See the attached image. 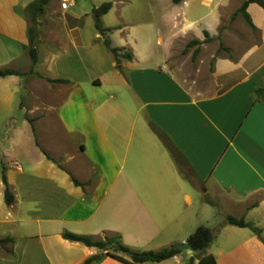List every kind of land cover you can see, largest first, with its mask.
<instances>
[{
    "label": "crops",
    "instance_id": "obj_1",
    "mask_svg": "<svg viewBox=\"0 0 264 264\" xmlns=\"http://www.w3.org/2000/svg\"><path fill=\"white\" fill-rule=\"evenodd\" d=\"M34 1L0 0V70L21 74L0 76V238L12 239L0 245V264H81L94 255L91 264H125L64 234L116 236L143 251L186 243L198 226L212 232L203 254L216 264H264L263 7L243 11L255 42L211 55L206 88L192 90L173 55L217 35L225 12L246 21L235 14L245 0H111L100 23L122 49L118 61L91 19L106 0H60L61 21L40 34L36 62L26 14ZM55 128L69 147L50 146ZM196 253L181 249L155 264H186V255L197 264Z\"/></svg>",
    "mask_w": 264,
    "mask_h": 264
},
{
    "label": "rangeland",
    "instance_id": "obj_2",
    "mask_svg": "<svg viewBox=\"0 0 264 264\" xmlns=\"http://www.w3.org/2000/svg\"><path fill=\"white\" fill-rule=\"evenodd\" d=\"M107 1L109 0H106V2ZM149 1L151 6L155 7L157 5L156 0ZM110 2L113 4V1L110 0ZM179 2L180 0H169V3H171L173 6L178 5ZM63 3L65 2L60 0H48L45 4L41 5L40 0H35L34 2L30 3L26 9L27 18L30 24L31 47L35 50H37L36 46L38 42L40 44L46 41L45 35H41L43 34V30H46L47 25L54 24L50 21H61L58 19V11L63 8ZM138 3H140L139 0L137 1V4ZM38 6H41L42 10L36 8ZM91 19L92 21H95L93 12ZM47 21L48 24H46ZM221 25L222 26L217 35H213L211 38L206 36L202 42L191 45L186 51H183L186 46L184 47V45L181 44V46H179L177 49V53L173 55L172 66L175 68L176 74L187 86H190L192 90H203L206 88L204 85H207L210 79L211 55L224 54V52L229 49H232V51H236L237 49L244 50L257 39L254 31L240 16L233 18L230 16V14L228 15L225 12V16L221 21ZM226 32H228L230 35H227ZM195 49H197L198 52L193 55ZM104 67L106 68L105 65ZM30 117L32 120H37V117L32 114H30ZM49 126H53L52 128H54L55 124L52 122ZM47 138L49 143H52L50 146L53 148L58 146H70V142L66 140L65 135L58 128L50 131L47 134ZM177 163L180 164V166L182 165L181 162ZM196 187L199 188L198 185H196ZM108 248L110 251H113L114 249L110 245H108ZM195 256H199V254L196 253ZM190 257H187V255L185 256L187 260H185L186 264L187 262L189 263Z\"/></svg>",
    "mask_w": 264,
    "mask_h": 264
},
{
    "label": "trees",
    "instance_id": "obj_3",
    "mask_svg": "<svg viewBox=\"0 0 264 264\" xmlns=\"http://www.w3.org/2000/svg\"><path fill=\"white\" fill-rule=\"evenodd\" d=\"M47 1L48 0H40V4L41 5L45 4ZM249 2H256L261 7H263V9H264V0H245L242 3V6L239 8V10H237L235 12V14L242 13L245 16L246 22L249 25H251L250 21L248 20V17L243 12L244 7ZM110 7H111V2H103L97 8H94L92 11L94 16H95V21H94L95 29L98 32H100L102 35L103 34L105 35L109 29L102 27V25L99 21L100 16L102 14L106 13L110 9ZM36 8H38L39 10H42L41 6H38ZM205 34H206V32H205ZM104 35H103L104 45H106L108 48H110L111 52L113 53L115 58L118 60L119 51H121L122 49L110 46L109 39L107 37H104ZM198 43H199V41H197V40L190 41L186 45V47L184 48L183 51H186L187 48L190 47L191 45L198 44ZM197 52H198L197 49H195L193 52V55H195ZM30 54H31V58H32L33 62H36V59H37L36 50L32 47L30 49ZM123 56L126 58H130L129 53H125ZM7 75H21V74L15 70H12V69L0 70V76H7ZM46 80L48 82H61V83L68 82V80H65V79H55V80L46 79ZM29 122L32 125V119H29ZM152 128L155 131V133L159 137H161V139L164 140L165 137H164L163 131L155 125H153ZM164 141H165V144H166L167 148L169 149V151L175 157V160L177 162H182L181 159L178 157L176 148L173 145H171V143L169 141H167L166 139ZM47 157H49V156L47 155ZM1 178H2L3 184L5 185V189H4L5 202L7 204H9L13 201V197H12V195L8 189L6 176L4 173V167L2 168ZM72 180L77 185L81 184L75 177H72ZM226 221L228 223H231V224H234L237 226H241V227H247L248 226L249 228H251V230H253L257 234H259V230L254 228L251 223L246 222L243 218H235L233 216H227ZM64 235H65V237H67L71 240L80 241L87 246H95L99 249L107 250V253L110 256H112L113 258H115V259H117V260H119L125 264H155V263H158V262L163 261L165 259H168L170 257H173V256H175L181 252L180 248H174L173 246L164 247V248H161L159 250H143V251L133 250V249L123 245L120 242L119 237H116V236L109 237V238H106L104 240H91L89 237L82 236V235H76V234H72V233H65ZM212 238L213 237H212L211 230L205 226H198L194 230V232L188 236L187 243L189 244V249H191L192 251L197 252L199 254L197 264H216V261L212 255L203 254L206 247L212 241ZM7 242H12V239L9 237L0 238V245L3 246ZM108 245H110L114 248L113 251H110V249L108 248ZM119 252H120V254H119ZM121 254H123V255H121ZM99 257H100L99 255L91 256V257L87 258L81 264H91V262L98 259Z\"/></svg>",
    "mask_w": 264,
    "mask_h": 264
},
{
    "label": "water",
    "instance_id": "obj_4",
    "mask_svg": "<svg viewBox=\"0 0 264 264\" xmlns=\"http://www.w3.org/2000/svg\"><path fill=\"white\" fill-rule=\"evenodd\" d=\"M174 248H180V249H188L189 248V244L186 242V243H180L178 245H174L173 246ZM193 261H194V257L191 256L190 259H189V263L188 264H193Z\"/></svg>",
    "mask_w": 264,
    "mask_h": 264
}]
</instances>
